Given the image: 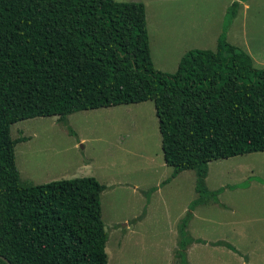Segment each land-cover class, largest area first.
<instances>
[{
	"label": "trees",
	"instance_id": "1",
	"mask_svg": "<svg viewBox=\"0 0 264 264\" xmlns=\"http://www.w3.org/2000/svg\"><path fill=\"white\" fill-rule=\"evenodd\" d=\"M247 1L227 9L214 51H187L170 74L154 68L142 3L0 0V264H108L105 186L93 177L20 186L15 146L27 139H12L11 125L146 101L170 179L196 176L198 199L179 223L175 251L188 264V248L206 244L187 232L191 212L222 190L206 187L209 163L264 152V69L227 41ZM212 246L237 253L223 241Z\"/></svg>",
	"mask_w": 264,
	"mask_h": 264
},
{
	"label": "rangeland",
	"instance_id": "2",
	"mask_svg": "<svg viewBox=\"0 0 264 264\" xmlns=\"http://www.w3.org/2000/svg\"><path fill=\"white\" fill-rule=\"evenodd\" d=\"M115 1L144 5L154 68L171 74L187 51L216 49L235 0ZM246 3L228 24L227 41L264 69V0ZM10 135L27 139L15 146L20 186L85 177L105 186L108 264H182L175 258L178 227L198 199L196 176L184 171L170 179L152 101L80 111L61 121L25 120L11 125ZM205 183L209 191L222 190L216 203L191 212L187 232L206 244L191 245L187 263L264 264V152L209 163ZM220 241L237 253L212 246Z\"/></svg>",
	"mask_w": 264,
	"mask_h": 264
},
{
	"label": "crops",
	"instance_id": "3",
	"mask_svg": "<svg viewBox=\"0 0 264 264\" xmlns=\"http://www.w3.org/2000/svg\"><path fill=\"white\" fill-rule=\"evenodd\" d=\"M230 2H232L233 0H229ZM246 2H243L241 5H244V7H246ZM187 252H188V250H187Z\"/></svg>",
	"mask_w": 264,
	"mask_h": 264
},
{
	"label": "water",
	"instance_id": "4",
	"mask_svg": "<svg viewBox=\"0 0 264 264\" xmlns=\"http://www.w3.org/2000/svg\"><path fill=\"white\" fill-rule=\"evenodd\" d=\"M0 259H3V258L0 257ZM6 263L9 264L8 262H6Z\"/></svg>",
	"mask_w": 264,
	"mask_h": 264
}]
</instances>
